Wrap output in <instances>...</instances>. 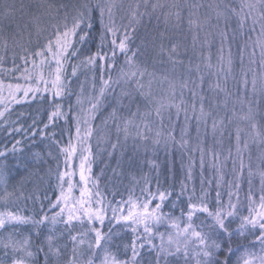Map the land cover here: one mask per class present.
<instances>
[{
    "label": "trees",
    "instance_id": "obj_1",
    "mask_svg": "<svg viewBox=\"0 0 264 264\" xmlns=\"http://www.w3.org/2000/svg\"><path fill=\"white\" fill-rule=\"evenodd\" d=\"M10 3L14 2L16 5H25V13L33 14L37 10L38 15L42 14V7L48 8L52 5V9L48 11L54 14L55 19L51 22H56V18L62 13L61 10L66 11L67 15L77 14L85 11L84 5L93 8L91 13L92 28L85 29L89 32V36L83 42H78L76 38V48L78 55L71 57L65 64L63 81L66 85L64 95L62 97H53V94L36 93L35 96L27 102H23L5 113L4 117H0V149L7 147L11 149L12 144L16 140H20L21 144L18 146L22 148L23 153H16L13 155L9 152L6 160L7 168V183L4 184L3 190L10 192L12 195H21L20 201L14 203H6L0 205V212L12 211L17 215L23 216H39L44 215L49 210V206L57 196L58 193V176L62 171L63 164L66 160L64 153L60 151L61 148L67 146L68 141L72 139L74 134V126L72 115L74 113L77 97L84 96L85 93H79L81 86L89 87L93 78L96 79V85H102L100 79L108 80L111 76L113 83L111 87L107 88L105 94L101 96L100 105L97 106L95 114L92 117V135L89 137L88 147H90V154L88 159V178L91 189L94 193L99 192L105 207L111 204L112 207L123 208V215H127V210L130 207L127 202L129 198L133 203L143 202L147 198V193L156 194L157 198L153 201L152 207L159 203L158 193H171L167 195L163 204L162 211L165 214L171 213L173 218H178L181 215V209L187 211L188 197H194V203H199V197L203 191L207 192L206 203L212 209L216 204L217 192L220 193L221 201L227 205L229 202V193H232V202H245L251 187L252 193L256 196L259 188L258 181H261L260 172L264 171V140L255 137L246 122L241 121L239 117L247 112L248 102L253 100L251 95V79L252 72L259 77L264 74V68L260 66V52L259 47L255 48V63L249 65V54L252 46L244 52L245 71L250 67L252 72L248 74V91L245 92L242 80L244 79L240 65V48L245 42L246 34L251 25L249 21L240 28L238 20L234 16H230L227 22V32L229 40L225 43V63L223 70L218 61V49L221 46L220 36L218 32L225 29V20L223 17L217 22L216 12L224 11L225 5L238 7L240 0H148L147 9L144 7V0H133L128 6H125V11L116 13L117 18H113L117 26L129 25L131 20V11L148 12L151 15H144L139 24H133L134 31L129 28L131 33V43L129 47L133 50L140 46L141 55L138 56V62L142 66H147L149 71H153L157 75V79L152 83V92L157 97L168 94V81H163L161 78L165 75L169 80L176 82V97L175 103L181 105V110L177 113V109L172 107L162 111L161 116H157L155 106L148 104L138 92L134 90V84H126L123 80L119 83L115 81L119 78V70L124 66L125 57L117 50L116 59L100 61L97 60L94 65L87 64L86 58L97 51L107 52L111 55V36H108L105 44L101 47V33L102 26L100 23L99 10L95 9L96 0H8ZM128 2V1H127ZM126 2V4H128ZM172 4L179 3L181 5L197 3L203 5L199 9V16L203 20L205 14L211 17L212 25L218 23V27H209L205 25L202 30L198 32V38L195 43L193 41V34L195 29L190 30L188 26V9H182V21L177 26L174 17H171L168 23H165L162 12L163 10L156 9L154 12L151 9L153 3ZM140 3V8L131 10V5ZM213 5V7H208ZM17 6V7H18ZM219 6V7H216ZM44 9V10H45ZM72 9V10H71ZM81 10V11H80ZM172 11H175L174 9ZM52 14V15H53ZM130 15V18H128ZM19 18V13L17 14ZM26 18V17H25ZM40 27H44L45 23L49 24V18H40ZM51 19V20H53ZM0 25L4 27V35L8 38V48L1 49L2 52L10 49L19 59L20 50L12 48L11 37L14 35L10 28V21L0 20ZM4 23V24H3ZM9 23V24H8ZM9 26V28H8ZM31 27V26H30ZM30 27L25 32L24 38L29 36ZM41 28V29H42ZM43 31V30H42ZM258 31V26H257ZM33 32V30H32ZM33 38L30 50H35L38 44H42L44 33L37 35L32 34ZM164 33V39L161 40L160 34ZM211 33L208 37L211 48L204 45L205 34ZM123 34V28H121ZM26 35V36H25ZM235 36V39L232 37ZM255 38V34H253ZM143 42V43H142ZM163 43L165 48H169L171 44L177 45V54L175 56L176 63L168 59L167 55H158L159 45ZM231 47L233 53L232 72L227 71V50ZM211 52V63L213 67L208 69L205 67V59ZM131 54V53H129ZM4 55L2 65L11 70H17L20 65L13 66V57H9L8 53ZM112 65V67H109ZM200 65V71H196V66ZM1 68V67H0ZM75 68V74L73 69ZM191 69V71L189 70ZM10 70V71H11ZM200 76H203V82L200 81ZM147 77L144 82L147 83ZM195 80V85L191 81ZM188 81L189 88L181 90L180 83ZM219 83L221 88L225 91L216 89V84ZM191 89V91H190ZM182 91V96H181ZM192 91L196 92V96L192 95ZM122 92L131 93L130 96H122ZM200 96L204 99L205 111H212V117L208 118L207 125L203 122L198 124L195 116L199 114ZM76 100V101H75ZM245 103L241 104V101ZM61 106L60 110L66 114L53 121L47 129H44V124L48 123L49 115L54 110L55 105ZM193 105H195V112H193ZM254 111L264 113V101L259 105L253 104ZM183 109H187V114ZM115 110V115L113 112ZM233 110L236 115L233 116ZM136 112V116L132 113ZM223 120V123L218 125L215 132L212 131V118ZM229 117H232L229 122ZM36 125L33 126V121ZM131 120L128 124V134L125 135V122ZM145 121L148 128H145ZM257 121L260 118L257 117ZM15 122V123H13ZM119 126V130H118ZM9 127H23L28 129V132H19L9 135ZM68 127V131L66 128ZM240 127L244 131L241 133V142L239 145V155L237 152L236 142V128ZM149 128L151 129L149 131ZM41 131L45 133L41 135ZM141 132L147 139H142L137 136V132ZM35 132V135H32ZM159 133V135H157ZM171 133V136L169 135ZM59 141V144L53 141ZM159 143H156V141ZM247 140L248 147L244 148V141ZM187 141V143H184ZM113 145H116L113 148ZM41 152L44 159L39 163L29 162L24 160V157L33 153ZM51 152V156L48 153ZM17 157H20L28 164V170L20 167L17 164ZM243 160L244 169L241 174L240 163ZM213 163L210 174L207 169H203L208 164ZM228 168L234 166L232 170H224L223 173L219 170L222 177L226 178L227 183L219 185L215 183L211 173L214 167ZM251 166L252 175L249 176L248 168ZM205 170L203 173L202 171ZM211 177V181L208 178ZM207 180V181H206ZM251 181V184L249 183ZM239 184V189L236 188ZM95 185V186H93ZM183 186V193H182ZM261 191V188H260ZM93 199H96L94 197ZM175 204V207H173ZM99 206V205H98ZM43 207V211L41 208ZM53 212H48V215ZM244 214H247L246 212ZM111 208H108L106 219L102 231L108 232L111 228L113 235V245L111 251L116 254L120 260H127L131 257V245L133 240H137V248L139 256L137 264H157V252L161 245V237L159 233H163V242L166 248L170 251H175L176 243L171 246L168 245V236H177V229L171 227V221L166 220L163 223L153 227V235L151 236L152 244L157 247L153 250L147 243L149 237L144 233L141 225L134 233L132 231L133 225L123 221L112 219ZM121 215L120 212L116 213ZM198 219L195 223L198 225L202 220H205L206 214H197ZM109 221H111L109 223ZM183 223L186 221H177ZM206 223H211L208 219ZM233 228L236 224L232 225ZM90 227L87 223L73 222L71 234L75 235L77 232H88L87 236L81 237L85 240L83 245H78L76 249L77 264H87L92 257V253L88 248V242L93 240V234L89 231ZM207 231V229H205ZM56 239L54 240V247L60 249L59 257L49 255L47 264H68L73 257V244L69 239V230H66L64 225H58L56 229ZM59 233H63L60 236ZM6 235L9 240H13L22 236L30 238V243L27 246L28 250L34 253L33 257L28 261L29 264H45V253L47 252L46 237L50 235L49 227L42 226L39 230V235L31 225L25 224H10L5 228L0 229V236ZM183 238V237H181ZM4 240L0 249V258L3 263H8L13 256L18 254L11 253L12 245ZM176 242V241H174ZM143 244L144 247H139ZM191 244V243H190ZM127 245V249L125 248ZM193 246V244H191ZM188 247L190 264L195 261L196 248ZM43 248V251L39 249ZM181 253H183L181 249ZM241 253H237L239 256ZM22 258V256H20ZM176 256H168L167 261L165 255L161 253L159 257V264H171ZM236 257H233L235 261ZM99 264V261L96 262Z\"/></svg>",
    "mask_w": 264,
    "mask_h": 264
},
{
    "label": "snow or ice",
    "instance_id": "obj_2",
    "mask_svg": "<svg viewBox=\"0 0 264 264\" xmlns=\"http://www.w3.org/2000/svg\"><path fill=\"white\" fill-rule=\"evenodd\" d=\"M140 3L136 4V9L140 8ZM52 5H48L49 10L52 9ZM85 11L78 12L75 16L71 18V26L68 24V15L65 14L63 18L62 24H57L54 26V30L49 33L45 38L42 44H38L35 50H30L29 47H25L22 43L24 41V32L29 29L30 26H34L36 28L37 35L42 34V29L40 27V16L38 15H27V19H25V5L20 4L19 7L14 2H8V0H0V20H9L16 23V33L11 37L12 43L14 46L20 48L21 53L19 55V59L23 61L25 66L29 63L32 65L33 70H40L39 75L33 77L31 75L18 77L17 79L23 78L26 82H39L45 85L44 91L47 92L49 89L53 90V97H62L65 93L64 81L62 79L64 73V65L71 58L78 55V51L76 48V38H78V42H83L89 36V32L85 29L92 28V17L91 13L93 11L92 7L88 5L83 6ZM95 9L99 10L100 14V23L103 28V32L101 33V47L105 44V41L108 36H111L110 40L111 44V55L107 52L97 51L95 54L90 55L86 58L87 64L94 65L97 60L105 61V60H115L117 56V50L119 53L123 54L125 57L124 66H122L119 70V78L115 83H119L120 80H123L126 84H134V90L138 92V94L144 98V100L148 104H152L155 106L156 115L159 117L162 114V111L166 109H170L175 107L177 109V113L181 110V105L183 104V100L181 99V104L177 105L175 103L176 97V87L177 84L173 80H169L168 76L165 75L161 79L163 81H168V94L161 95L157 97L152 92V83L157 79V75L153 71H149L147 66H142L140 62H138V56L140 53V46H137L135 50L129 47L131 43V33L129 32V28H132L134 31L133 24H139L141 22V18L144 15H151L148 12H131V20L129 25L117 26L115 20L113 19V10L112 6L104 5L97 0L95 4ZM144 7L147 9L148 0H144ZM203 7L201 4L191 3L186 5H181L179 3L172 4H162V3H153L151 5V9L154 12L156 9H169L166 12H162L164 16L165 23L167 24L171 17L175 18L177 26L181 23L182 17V9H188V26L189 29H195L196 32L193 34V41L195 43L198 38L199 30H202L205 25L209 27H218V23L216 25H212V19L210 16L205 14L203 20H201L199 16V9ZM208 7H213V5H209ZM219 7V6H216ZM175 11H172V10ZM19 13V19L17 18V14ZM105 13L108 16V23L105 24L104 17ZM230 16H234L238 20V24L240 28H243L245 24L249 21L251 25L248 29V33L245 37V42L243 46L240 48V65L241 71L243 73L244 79L242 83L244 85L245 92L248 91V74L252 72V69L249 67L247 71L244 70V52L249 47L252 46V51L249 54V65L255 63L253 57H255V48L259 47L261 49L260 52V66L264 68V0H256L255 3L248 0H241L238 7H233L231 5H225L224 11L216 12L217 22L221 17L225 20V29H221L218 32L221 40V46L218 49V61L220 62L223 70V65L225 63V43L228 42V32L227 22ZM258 26V31H257ZM121 28H123V34H121ZM4 27L0 25V40L3 41V46L5 49L8 48V38L4 35ZM29 34L28 44H31V32ZM255 34V38L253 37ZM211 33L205 34L204 45L211 48V44L209 43L208 37ZM161 40L164 39V33L160 34ZM235 39V36L232 37ZM143 43V42H142ZM131 53V54H129ZM158 55H167L168 59L173 63H176L175 56L177 54V45L171 44L169 48H165L164 44L161 43L159 45ZM37 57H39V61H37ZM16 54L13 55V66L16 68ZM4 57L0 56V66H2ZM205 59V67L211 69L213 67L211 63V52L209 51L208 55L204 57ZM233 66V53L231 51V47L229 45L227 50V71L229 73L232 72ZM112 67V65H109ZM47 68L49 70V75L53 78L51 81L46 80L44 77L43 69ZM191 71V69H189ZM5 71H8L5 69ZM28 69L25 67V72ZM196 71H200V65L196 66ZM73 74H75V68L73 69ZM147 77V83L144 82V78ZM204 77L200 76L201 83L203 82ZM193 85H195V80L191 81ZM113 83L111 76H109L108 80L103 81V87L100 89V94L103 95L105 90L108 87H111ZM251 83V95L253 97L252 101L248 102L247 112L239 117L241 121L247 123L251 131L255 134V137L264 140V123L258 122L257 117L260 118V121H264V113L254 111L253 104L259 105L262 101H264V74H261L259 77L256 73L252 72ZM5 87L8 89V96L5 97L3 95ZM179 87L181 90L189 88V82L184 81L180 83ZM216 89L220 91H225V89L221 88L219 83L216 84ZM39 91L38 88L34 89L31 87V84L27 87L20 83L12 84L8 83L5 85L3 80H0V105H3V109L0 110V117H4L5 113L9 111L11 104L18 102L16 100V95L19 92H23L25 98L32 93H36ZM191 91V89H190ZM181 91V96H182ZM129 92H122V96H130ZM192 95L195 97L196 92L192 91ZM204 97L200 96V109L199 114L195 116L198 124L203 122L207 125L208 118L212 117V111H205L204 108ZM79 98L77 103H79ZM99 101H97L98 103ZM245 103V101H241V104ZM97 104L92 105V109L95 110ZM193 107V112H195V105ZM61 106L59 104L55 105L54 110L49 115V122L44 124V129H47L53 121L61 116H65L66 114L60 110ZM185 114H187V109H183ZM115 115V110L113 112V116ZM137 113H132V116H136ZM235 110H233V116H235ZM229 122H231L232 117H229ZM15 123V122H13ZM87 124L88 122L85 121ZM132 121L128 120L125 122L124 132L127 136L128 134V124H131ZM223 120H217L214 117L212 118L211 128L212 131L215 132L218 128V125L222 124ZM36 125V121H33V126ZM145 128H148V124L145 121ZM119 130V126H118ZM151 129L149 128V131ZM28 132V129H24L23 127H9L8 133L12 135L13 133L19 132ZM244 130L240 127L236 128V142H237V152L239 155V145L241 142V133ZM77 137H81L80 128H79V119L77 118ZM32 135H35V132H32ZM41 135L44 136L45 133L41 131ZM92 135L91 127H88L87 131L83 134L82 142H86L87 139ZM137 136H140L142 139H147L146 136H143L141 132L136 133ZM159 135V133H157ZM171 136V133L169 134ZM54 143L59 144V141H53ZM156 143H159L157 140ZM187 143V141H184ZM21 144L20 140H16L15 143L12 144L11 149L4 147L0 149V182L7 183L6 177V160L9 152L13 155L16 153H23V149L18 147ZM244 148L248 147L247 140L244 141ZM116 145H113L115 148ZM60 151L65 154V156H70L72 152L75 151L74 148L64 147L61 148ZM85 151L90 152V147H86ZM51 156V152L48 153ZM44 159V156L41 152H33L24 157V160H28L29 162L39 163ZM88 156H83L80 163V181L84 182L85 186L80 188L79 198L72 195L73 189L76 187L71 181V176L73 173L71 172H62L59 174L58 179L61 181L60 187V195L56 197V201L54 204H50V210L59 208V211L54 212L53 215L49 216L46 213L44 215L36 218L35 216H23L17 215L15 212L7 211L0 212V229L7 227L10 224H25L31 225L35 230L36 234L39 235V230L42 226H48L49 232L51 233L46 237L47 241V252L45 253V264L48 262L49 255L59 257L60 249L53 246V242L56 239V229L58 225H64L66 230H69V239L73 244V257L68 262V264H77L76 261V249L78 245H83L85 240L81 237L87 236L88 232L80 233L77 232L75 235L71 234V228L73 222H79L83 224L85 219L87 223L90 225L89 231L93 234V240L88 242V248L92 253V257L88 260L87 264H96L99 261V264H137V258L139 256V251L137 248V240H133L131 245V257L127 260H120L117 258L116 254L111 251V246L113 245V231L111 228L108 229V232L102 231V228L105 223L106 214L108 208H111L112 211V219L119 221H123L125 223H129L133 225L132 231L135 233L138 228L142 225L144 233L149 237L147 240L148 245L155 250L156 245L152 244L151 236L153 235V227L163 223L166 220L171 221V227L177 229V237L184 238L183 245V256L185 258V264H187L189 251L188 245L189 243L193 244V246L197 249L195 251L196 256V264H264V171L260 172L261 176V193L257 198L253 195L251 187L249 188V194L246 198L245 202H240L238 199L237 192V203L232 202V193H229V202L225 205L220 199V193L217 192L216 196V204L212 209L208 207L206 203L207 200V192L203 191L201 196L199 197V203L192 202L194 197H188L187 203V211L183 208L181 209V215L178 218H173L171 213L165 214L163 209L164 201L167 198V195H171V193L159 192L158 199L159 203H156L154 207H152L153 201L157 198L156 194L148 192L147 198L143 202L133 203L131 198L125 203L130 205L127 210V215H123V208L120 207H112L111 204L108 207H105L103 204V200L100 197V193H93L88 184V177L85 176V171L90 169H86V162L88 161ZM20 157H17V164L20 167L28 170V164L24 162ZM244 169L243 160L241 159L240 170L241 174ZM248 174L251 176L252 168L249 166ZM67 178V179H66ZM67 183V190L64 189V184ZM251 184V181H249ZM95 186V185H93ZM236 188L239 189V184H236ZM183 193V186H182ZM6 195H10L6 192ZM96 197V199H93ZM71 201V202H70ZM93 205H99L98 207H94ZM175 207V204H173ZM43 211V207L41 208ZM120 212L121 215L117 216L116 213ZM247 214H244V213ZM66 213V216H65ZM206 214L205 220H202L198 225L195 223V220L198 219L197 214ZM210 219L211 223H206V221ZM186 221L181 226V223L177 221ZM111 221H109L110 223ZM96 223L99 224V227L95 226ZM236 224V227L233 228L232 225ZM207 229V231H205ZM60 236H63V233H59ZM161 237V245L159 246V251L157 252V264H159V257L161 253L165 255V259L167 261L168 256H178L181 254V246L178 242H174L171 235L168 236V245L171 246L173 243H176L175 251H170L169 248L165 247L163 242V233H159ZM30 243V238L25 237L21 242V247L16 248L13 246V250L16 253L23 252L24 256L21 259H14L12 264H28V261L33 257L34 253L28 250L27 246ZM5 247H8L6 244ZM127 245L125 248L127 249ZM139 247H144L143 244H140ZM258 248V250H257ZM43 251L44 249H39ZM241 253L237 256V253ZM233 257H236L235 261H233Z\"/></svg>",
    "mask_w": 264,
    "mask_h": 264
},
{
    "label": "rangeland",
    "instance_id": "obj_3",
    "mask_svg": "<svg viewBox=\"0 0 264 264\" xmlns=\"http://www.w3.org/2000/svg\"><path fill=\"white\" fill-rule=\"evenodd\" d=\"M136 1L137 0H135V2ZM96 2H97V0H96ZM99 2L101 4H104V5L112 6L113 18H117L116 17V13H118L120 10L125 11L124 7L128 6L130 4V2H133V0H99ZM126 2L128 4H126ZM245 2H248V0H245ZM251 2L255 3L256 0H251ZM130 8H131V10H134V9H136V5L133 4V5L130 6ZM44 9H45V7L43 6L42 9H41V11H42L41 15H38L39 14L38 10L35 13H33L32 15H38V16H40V18H49V20H48L49 24L45 23L44 27L43 28L41 27L42 30H43L42 33H44V35L47 36L49 33H51L54 30V26L55 25L63 23V18H64L65 14H66V11H64V13H63V10H61L62 13L60 14V16L58 18H56V22H51V21L55 20V19H53V18H55L54 14L52 13L53 14L52 15L48 11V8L45 9V10ZM83 9H84V7H83ZM122 11H120V13ZM27 15L28 14H26V16H25L26 18L25 19H27ZM130 15H129L128 18H130ZM73 16H75V14L68 15L69 27L71 26V18ZM98 18H100V14H99ZM51 19H53V20H51ZM0 22H2V21H0ZM8 22H9V20H8ZM40 22L43 23V20L41 21V19H40ZM104 22H105V24L108 23L107 13H105ZM8 28H9V26H8ZM10 28L13 30V33L15 34L16 31H17L16 23L10 21ZM32 30H33V32H32ZM30 31L32 32V34H34V36H35V33L37 34L36 28L34 26L30 27ZM25 32H24V34H25ZM102 32H103V28H102ZM33 38H35V37H33V36L31 37V41L32 42L34 40ZM28 40H29V36H26V38H24V41L22 43L24 44L25 47H29V49H30L31 45L27 43ZM42 41H44V38L42 39ZM28 45H30V46H28ZM11 47L14 48V49L17 48L18 50H20L19 47L16 46V48H15L14 45L11 46ZM1 49L2 50L4 49L2 40H0V51H1ZM7 53L9 55V57H13V55L15 54L12 50L8 49V50L2 52V56L4 55L5 57H7V55H6ZM0 54H1V52H0ZM20 54H22V53L20 52ZM36 59H37V61H39L40 58L37 57ZM16 65H17V67H18V65H20V67L16 71L15 70H11V68H9V67L6 68V65H5V67H3V65L0 66L1 67L0 68V80H3L5 85H7L8 83H12V84L20 83V84L24 85L25 87H27L29 85V83H30L32 88H34V89L38 88L39 89V91H37L36 93H48V94H51V95L53 94V90H51V89H49V91H47V92L44 91L45 85L43 83L26 82L23 78L17 79L18 77H23V76H27V75H31L33 77H36V76L39 75V71L40 70H33V67H32V65L30 63L27 66H25L23 61L16 62ZM25 67H27V69H28L27 72H25ZM64 67H65V65H64ZM5 69H7L8 71H5ZM43 73H44L45 79L51 81V79L53 77L49 75V70L47 68L43 69ZM63 76H64V73H63ZM62 79H63V77H62ZM102 81H104L103 78L100 79V82H102ZM90 84L91 85L88 88L87 87L84 88V86H81L80 89H79V93L81 94L82 91H84L85 95L82 96V97H81V95H79L77 97V99H76V100H78V98H79L80 102L79 103L76 102L75 109H74L75 111H74V113L72 115V121L74 122L73 123L74 134L72 136V139H70L68 141V144L66 146V147H69L70 149L74 148L75 151L72 152V154L70 156L66 157V160H65V162L63 164V167H62L63 169L61 171V173L65 172V171L73 173V175L71 176V181H72V183L74 185H76V187L73 189L72 195L77 197V198H79V195H80L79 189L85 186L84 182H81L80 179H79V177H80V163H81V160H82L83 156H88L89 157V154H90V152L85 151V148L88 147L89 138L87 139L86 142H82V137H83V134L85 133V131H87L88 127H91V129L93 128L92 127V117H93V114H95V111H96L97 107L95 108V110H93L92 109V105L93 104H97V106L100 105L101 96H102L100 94V89H101V87L104 86L103 82H102V85H100V86L96 85L97 82H96L95 78H93V80H92V82H90ZM106 91H107V89L105 90L104 94L106 93ZM36 93H34V94L30 93L27 96V98L24 97L23 92L17 93L16 100L18 102L11 104L10 108H13V107H15V106H17L19 104H22L23 102L30 101L35 96ZM3 95L5 97L8 96V89L6 87L4 89ZM97 101H99V102L97 103ZM2 109H3V105H0V110H2ZM77 118L79 119V128H80V133H81V137L80 138H78L77 134H76ZM85 121H87L88 123L86 124ZM66 130L68 131V127L66 128ZM213 166H214V164L211 163V164H208V166L203 168V169H205V170L207 169L208 173L210 174V171H212V167ZM224 168H226L227 170L230 171V170H232L234 168V166L232 167V169H231V167L228 168L227 166H224ZM224 168L222 169V168H219V167L215 166L213 170H216V171L214 173H211V174H213V175H211L212 177H214V174H217V177L215 176V178L213 180V181H215V183L217 185H219L221 183V181H222V184L227 183L226 178L221 176V174L225 173L224 170H226V169H224ZM86 169H88V161L86 162ZM205 170H203L202 173ZM219 170H221L223 173H219L218 172ZM88 171L89 170L85 171V176L86 177H88ZM88 181H89V179H88ZM208 181H211V177L208 178ZM60 183H61V181L59 180L58 187H57L58 188L57 196L60 195V187H59ZM4 184H5L4 182H0V205L3 206L6 203H14V202L20 201V199L22 198L21 195H12L10 192H7V191L3 190L4 187H6ZM257 184H258L259 190H258V192H257L255 197L258 200V197H259V195L261 193L260 188L262 187L261 181H258ZM87 186L92 191L90 182H88ZM64 189L67 190V183L64 184ZM6 192L9 193L10 195H6ZM55 201H56V198L54 199V201L51 202V204H54ZM93 206L94 207H98V205H93ZM57 211H59V208H55V209H52V210H50V208H49V210L47 211L46 214L48 215V212H53L54 213V212H57ZM53 213L50 214L49 216L53 215ZM65 216H66V213H65ZM84 223H87L86 219H85ZM95 226L99 227V224L96 223ZM89 227H90V225H89ZM2 238L6 239V242H8L9 244L12 245L11 253L18 254L19 256H13L8 263H3V259L0 258V264H12V261L14 259H21L20 256H22V257L24 256L23 252L16 253L13 250V246H15L16 248L21 247V242L23 241L22 236H19L18 238L13 239V240H9V238L5 234L3 236H0V249L2 248L3 245H5V244H3L4 240H2ZM173 241L178 242L180 244V246H181L182 251H183L184 238L177 237L175 235ZM53 244H54V242H53ZM191 246L192 245L189 243L188 247H191ZM193 248H195V247H193ZM257 250H258V248H257ZM169 263H171V264H185V258L183 256V253H181L180 255L176 256L175 259L173 261H169ZM187 264H190V261H187ZM191 264H196V262L193 261Z\"/></svg>",
    "mask_w": 264,
    "mask_h": 264
}]
</instances>
